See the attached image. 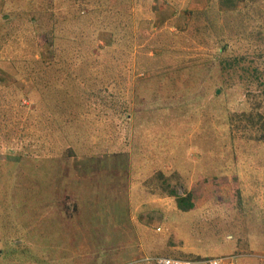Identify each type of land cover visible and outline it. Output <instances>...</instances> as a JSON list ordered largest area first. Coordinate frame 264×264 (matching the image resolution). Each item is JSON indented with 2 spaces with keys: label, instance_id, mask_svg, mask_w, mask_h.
I'll use <instances>...</instances> for the list:
<instances>
[{
  "label": "rangeland",
  "instance_id": "374dc122",
  "mask_svg": "<svg viewBox=\"0 0 264 264\" xmlns=\"http://www.w3.org/2000/svg\"><path fill=\"white\" fill-rule=\"evenodd\" d=\"M262 120L264 0H0V264L262 260Z\"/></svg>",
  "mask_w": 264,
  "mask_h": 264
},
{
  "label": "built area",
  "instance_id": "2783aa9c",
  "mask_svg": "<svg viewBox=\"0 0 264 264\" xmlns=\"http://www.w3.org/2000/svg\"><path fill=\"white\" fill-rule=\"evenodd\" d=\"M237 256H221L203 258L200 260H186L167 256H153L139 254L130 264H235ZM264 260V257H262Z\"/></svg>",
  "mask_w": 264,
  "mask_h": 264
},
{
  "label": "trees",
  "instance_id": "16d2710c",
  "mask_svg": "<svg viewBox=\"0 0 264 264\" xmlns=\"http://www.w3.org/2000/svg\"><path fill=\"white\" fill-rule=\"evenodd\" d=\"M245 14V12H243V10H241L240 11V15H241V19L240 18H238V19H240L241 21V23L243 24L244 22H242L243 20H242V16ZM245 30H246V32H249L250 31V26L248 25V24H245ZM251 41H253L252 40V38H251ZM54 48V43L53 42H51V43H49V50L51 51L52 49ZM92 93V91L91 92H89L88 94H91ZM261 125H262V127H261V129H260V131H261V135H260V137H261V141L264 143V120H262V123H261ZM124 199V198H123ZM176 199H177V205H178V207L181 209V207H182V205L181 204H184V203H186L188 200L186 199V198H181V197H176ZM123 203L124 204H127L126 202H125V199L123 200ZM121 212L122 211H115V215L118 217V216H120L121 215ZM125 213V212H124ZM78 220H80V218H77ZM125 222H127L128 224H129V218H128V215H126L125 216V218H123V220L121 221V222H119L118 224H120V225H118V226H116L115 228L117 229V230H115V228H113L112 230H115V232H113L112 233V235H111V237L113 236L114 237V241H113V244H116V242L117 241H119V240H124V238H125V232H126V230H127V228L128 227H124L123 225L125 224ZM69 224H71V223H69ZM238 228L239 229H242V225H241V223H240V225H238ZM118 231H121V232H118ZM116 232H118L117 234H116ZM229 235H231V234H229ZM232 236V235H231ZM135 238V237H134ZM120 244L122 243V241L121 242H119ZM119 248V247H118ZM118 248H116V246H115V250L116 249H118ZM153 256H158V255H153ZM226 256H229V255H226ZM233 256H235V254H233ZM201 258H197V257H193V258H191L190 260H200ZM112 262V261H111ZM106 264H110L109 262L108 263H106Z\"/></svg>",
  "mask_w": 264,
  "mask_h": 264
},
{
  "label": "crops",
  "instance_id": "0c3cea01",
  "mask_svg": "<svg viewBox=\"0 0 264 264\" xmlns=\"http://www.w3.org/2000/svg\"><path fill=\"white\" fill-rule=\"evenodd\" d=\"M133 239H134V240H132L131 242L133 243V245H136V243H137V241H138V237H137L136 234H135V238H133ZM136 251H137V250H136ZM139 254H142L141 250L138 251L136 255H139ZM262 257H264V256H262ZM254 258H255V255L253 256L252 259L249 260L248 264H255V262H257V263H259V264H264V260L256 259V258H255V260H254ZM103 260L106 261V262H111V260H109V258H107L106 260H105V259H103ZM241 261H243V260H240V261L237 263V260H236V261H235V264H242ZM243 264H247V262L244 261Z\"/></svg>",
  "mask_w": 264,
  "mask_h": 264
}]
</instances>
